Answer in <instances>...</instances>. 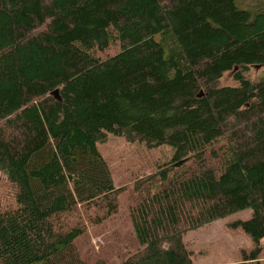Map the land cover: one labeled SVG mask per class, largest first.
Listing matches in <instances>:
<instances>
[{"label": "trees", "instance_id": "obj_1", "mask_svg": "<svg viewBox=\"0 0 264 264\" xmlns=\"http://www.w3.org/2000/svg\"><path fill=\"white\" fill-rule=\"evenodd\" d=\"M108 134L171 153L119 188ZM124 191L115 264H193L183 235L247 208L229 264H263L264 0H0V264H108L77 239Z\"/></svg>", "mask_w": 264, "mask_h": 264}, {"label": "rangeland", "instance_id": "obj_2", "mask_svg": "<svg viewBox=\"0 0 264 264\" xmlns=\"http://www.w3.org/2000/svg\"><path fill=\"white\" fill-rule=\"evenodd\" d=\"M251 73H258L256 67ZM222 82L232 83V72L222 77ZM106 164L112 183L116 187L129 185L138 175L148 173L159 162L168 159L171 147L146 148L142 143L129 142L121 136L108 134L106 140L97 145ZM128 192L119 195V209L115 216L95 225L88 224L86 233L77 239L78 249L89 261L101 257L108 264H115L137 248L133 228L127 214ZM251 209L230 213L204 226L189 230L183 242L193 251V264H229L240 261L242 250L250 251L251 240L240 230L230 229L226 222L246 220ZM264 264V249L260 255Z\"/></svg>", "mask_w": 264, "mask_h": 264}, {"label": "water", "instance_id": "obj_3", "mask_svg": "<svg viewBox=\"0 0 264 264\" xmlns=\"http://www.w3.org/2000/svg\"><path fill=\"white\" fill-rule=\"evenodd\" d=\"M53 95H54V97H55L56 99L60 100V96H59V94H58V89H55V90L53 91Z\"/></svg>", "mask_w": 264, "mask_h": 264}]
</instances>
